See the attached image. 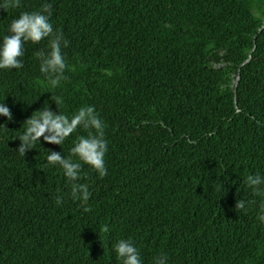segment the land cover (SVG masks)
<instances>
[{"label": "trees", "instance_id": "trees-1", "mask_svg": "<svg viewBox=\"0 0 264 264\" xmlns=\"http://www.w3.org/2000/svg\"><path fill=\"white\" fill-rule=\"evenodd\" d=\"M45 2L69 70L50 88L35 56L47 39L0 70L13 114L0 116V264H121L112 245L128 238L143 264H264V195L243 182L264 175V0H21L0 8V36ZM52 94L105 124L107 175L82 165L87 213L46 162L86 130L17 151L27 118L57 110Z\"/></svg>", "mask_w": 264, "mask_h": 264}, {"label": "clouds", "instance_id": "clouds-1", "mask_svg": "<svg viewBox=\"0 0 264 264\" xmlns=\"http://www.w3.org/2000/svg\"><path fill=\"white\" fill-rule=\"evenodd\" d=\"M21 0H0V8L6 4L19 7ZM52 5L45 2L37 11H23L12 19L7 32L0 36V70L21 69L24 55V45L27 42L38 44L47 39V48L35 53L39 62V71L47 81L50 88L55 89L66 79L65 73L69 70L62 49L68 46V41L63 34L55 30L50 21ZM57 110L54 111L45 101L42 108L32 113L23 123V133L17 138L20 145L17 151L25 156L26 152L34 149L37 142H44L62 146L78 129L87 131V135H78L73 140L70 155L65 157L62 152L48 150L47 165L58 167L70 185V198L80 202L85 213L91 211L87 207L91 192L87 183L79 182L82 177V165L89 166L99 177L107 175L105 156L108 151L107 141L104 138L105 124L91 105L81 106L71 115L60 110L64 99L60 95L51 96ZM0 116L8 121L13 120V114L6 102H0ZM244 184L251 195H264V175L250 174L244 178ZM64 202L62 196L56 197V204L61 206ZM251 201L240 198L237 200L236 210L247 211ZM257 219L264 224V205H261ZM108 231L105 226L102 229ZM116 258L121 264H143L141 253L136 243L131 239H120L112 245ZM153 264H168L166 254H158L153 258Z\"/></svg>", "mask_w": 264, "mask_h": 264}]
</instances>
